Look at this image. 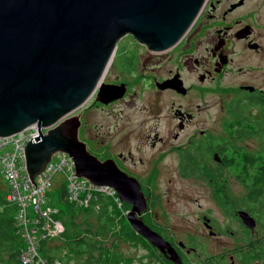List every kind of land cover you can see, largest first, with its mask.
<instances>
[{
	"label": "flooded vegetation",
	"instance_id": "obj_1",
	"mask_svg": "<svg viewBox=\"0 0 264 264\" xmlns=\"http://www.w3.org/2000/svg\"><path fill=\"white\" fill-rule=\"evenodd\" d=\"M80 107L66 117L78 115V139L99 161L112 159L137 181L145 206L135 215L170 243L182 263L197 249L172 240L155 210L163 204L158 188L169 164L182 178L207 183L217 206V196L223 200L224 230L215 229L210 212L201 216L209 235L224 232L233 240L217 264H238L242 253L249 264H264V196L251 212L249 191L234 173L256 167L245 156L264 149V138L252 136L247 123L264 121V0H206L165 50L122 36L100 85Z\"/></svg>",
	"mask_w": 264,
	"mask_h": 264
},
{
	"label": "water",
	"instance_id": "obj_2",
	"mask_svg": "<svg viewBox=\"0 0 264 264\" xmlns=\"http://www.w3.org/2000/svg\"><path fill=\"white\" fill-rule=\"evenodd\" d=\"M205 1L0 0V136L37 123L40 134L25 146L31 181L52 153L67 152L76 175L113 187L131 203L130 226L174 264H183L175 249L135 215L145 206L137 181L112 159L101 162L89 153L78 139V115L66 117L100 85L122 36L132 34L155 51L168 49ZM40 126L52 127L42 134ZM239 215L253 225L246 212Z\"/></svg>",
	"mask_w": 264,
	"mask_h": 264
},
{
	"label": "trees",
	"instance_id": "obj_3",
	"mask_svg": "<svg viewBox=\"0 0 264 264\" xmlns=\"http://www.w3.org/2000/svg\"><path fill=\"white\" fill-rule=\"evenodd\" d=\"M247 123L252 136L259 140L264 138V121L247 120ZM245 157L250 163L256 164V167L234 173L240 174L244 186L248 189L249 199L246 200V205L254 212L259 205L256 198L261 194L264 196V149ZM191 173L197 171L192 170ZM6 193L5 182L0 181V264H24L19 258L23 241L16 233L15 206L6 203ZM54 193L56 198L52 203L58 209L55 216L64 225V230L56 238L41 241L40 254L49 261L57 259L61 264H124L123 257L121 254L117 255L116 250L126 241L135 244L133 235L137 233L134 230L132 233L127 231V228H132L114 198L102 193L92 198L87 207H77L65 200L63 188ZM62 193L63 202L59 200L58 205L55 200ZM49 194L51 195L50 192ZM251 195L255 198L251 199ZM124 208H130V205L124 203ZM122 230L125 232L121 233ZM136 236L140 238V235ZM203 260L191 262L186 258L183 264H217V260ZM243 260L242 253L238 264H249V260Z\"/></svg>",
	"mask_w": 264,
	"mask_h": 264
},
{
	"label": "built area",
	"instance_id": "obj_4",
	"mask_svg": "<svg viewBox=\"0 0 264 264\" xmlns=\"http://www.w3.org/2000/svg\"><path fill=\"white\" fill-rule=\"evenodd\" d=\"M52 126H40L39 129L46 134ZM39 134L37 123H33L17 133L0 136V176L7 186L6 203L16 209V233L25 244L19 254L22 263L61 264L57 259L44 258L35 242L36 234L55 235L64 230V225L55 216L58 209L51 201L54 195L49 194L54 176L60 174L64 178V198L77 207H87L100 193L112 196L119 207L121 204L112 187L96 185L84 176L76 175L74 159L65 151L52 153L45 169L33 178L34 184L27 170L25 146Z\"/></svg>",
	"mask_w": 264,
	"mask_h": 264
},
{
	"label": "rangeland",
	"instance_id": "obj_5",
	"mask_svg": "<svg viewBox=\"0 0 264 264\" xmlns=\"http://www.w3.org/2000/svg\"><path fill=\"white\" fill-rule=\"evenodd\" d=\"M137 101L141 102L143 100L138 99ZM81 108L75 110L76 114L79 113ZM172 161L173 159L170 157L167 162ZM0 181L4 182L1 176ZM63 184H65L64 178L60 174H56L53 178V184L49 188V192L54 195L52 200L56 198L54 191L63 188ZM160 184L158 191L163 193V204L156 206L155 210L161 216V222L168 228L167 234L172 240L176 243L182 241L187 244V247L190 245L197 249L196 252L191 253L189 260L191 262L199 261L196 258L204 259L203 261L217 260L220 255L228 254L227 250L233 240L224 232L218 236L209 235L201 217L203 210L204 212H210L209 215L215 223V229L224 230L223 216L219 207L223 205V200H220L217 196L216 201L219 205L217 206L211 198V187L207 183L200 185L193 179L182 178L179 172L170 164L167 169H164L160 177ZM233 192L235 191L233 190ZM59 200H63V193L55 200L58 205H60ZM232 203L228 204L230 208L231 206L234 207ZM120 207L127 219L130 208L125 209L123 202H121ZM126 210L128 212L124 213ZM131 230L127 228V231L131 232ZM122 232H125V230H122ZM136 235H133L135 244L126 241L116 250L117 255L121 254L123 257L124 264H173L172 260L165 258L159 248L151 246L141 236L137 238ZM193 241L195 244L192 243ZM53 244L55 243L53 242ZM197 255L198 257H196Z\"/></svg>",
	"mask_w": 264,
	"mask_h": 264
},
{
	"label": "bare ground",
	"instance_id": "obj_6",
	"mask_svg": "<svg viewBox=\"0 0 264 264\" xmlns=\"http://www.w3.org/2000/svg\"><path fill=\"white\" fill-rule=\"evenodd\" d=\"M48 162H49V160L46 162V164L44 165V169H45V166L48 164ZM43 169V170H44ZM43 170H41L39 173H37L35 176H34V178L36 177V176H38ZM30 174V173H29ZM85 178H87V177H85ZM88 179V178H87ZM90 182H92V181H90ZM93 183V182H92ZM94 184V183H93ZM111 187V186H110ZM113 188V187H112ZM114 189V188H113ZM115 190V189H114ZM115 192H116V190H115ZM117 193V192H116ZM100 194H102V193H100ZM116 197L118 198V201L120 202V204H121V202H126L125 200H122L121 198H120V196L117 194L116 195ZM126 203H128V204H130L131 205V203H129V202H126ZM121 206V205H120ZM16 210V209H15ZM130 210H131V206H130ZM128 212V210H126L124 213H127ZM128 215V214H127ZM15 216H16V211H15V215H14V224H16V218H15ZM62 233V232H61ZM61 233H58V234H55V235H49V234H46V233H44L43 234V236H41L40 234H36V239H35V242H36V245H37V247L38 248H40V245H41V241H45V240H48V239H53V238H56L57 236H59ZM163 239V238H162ZM164 240V239H163ZM165 241V240H164ZM165 242H167V241H165ZM168 243V242H167ZM168 244H170V243H168ZM24 246H25V244H24V242H23V247L22 248H24ZM173 262V261H172ZM63 263V262H62ZM174 264V263H173Z\"/></svg>",
	"mask_w": 264,
	"mask_h": 264
}]
</instances>
